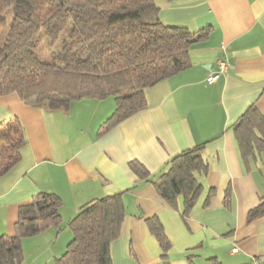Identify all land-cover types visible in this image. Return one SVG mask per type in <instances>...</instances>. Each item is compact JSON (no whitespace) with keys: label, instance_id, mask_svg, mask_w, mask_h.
I'll list each match as a JSON object with an SVG mask.
<instances>
[{"label":"crops","instance_id":"1","mask_svg":"<svg viewBox=\"0 0 264 264\" xmlns=\"http://www.w3.org/2000/svg\"><path fill=\"white\" fill-rule=\"evenodd\" d=\"M153 1L163 25L209 35L191 48L190 68L146 91L145 110L103 133L112 98L57 112L27 106L16 94L0 99V124L17 117L27 140L21 162L0 178V235L16 234L20 207L36 195L62 202L61 227L22 240V264H56L79 210L119 193L126 215L113 264H264V216L248 220L264 202V148L243 157L230 130L253 106L264 116V0ZM225 56L229 70L209 84ZM200 145L209 172L198 175L203 192L185 221L184 199L171 207L130 163L158 178L175 156ZM152 218L171 242L166 255L148 228Z\"/></svg>","mask_w":264,"mask_h":264},{"label":"trees","instance_id":"2","mask_svg":"<svg viewBox=\"0 0 264 264\" xmlns=\"http://www.w3.org/2000/svg\"><path fill=\"white\" fill-rule=\"evenodd\" d=\"M159 14L153 0H0V30L9 27L0 45V99L16 94L27 106L57 112L69 110L75 101L113 98L115 111L103 126L107 132L147 108L148 89L190 68L191 48L209 35L208 29L193 33L165 26ZM70 24L63 64L42 62L36 51L43 37L56 42ZM230 130L243 157L264 148V116L254 106ZM26 144L17 117L0 124V178L21 162ZM204 150L200 145L175 156L158 178L136 161L130 169L171 207L178 209L183 198L186 221L203 192L198 175L209 172ZM123 195L95 199L79 210L69 223L73 239L56 264H113L112 245L126 215ZM61 207L51 193L21 206L16 234L0 235V264H22V240L61 227ZM263 216L264 202L248 220ZM147 225L166 255L171 242L163 226L157 218Z\"/></svg>","mask_w":264,"mask_h":264},{"label":"rangeland","instance_id":"3","mask_svg":"<svg viewBox=\"0 0 264 264\" xmlns=\"http://www.w3.org/2000/svg\"><path fill=\"white\" fill-rule=\"evenodd\" d=\"M72 28V24L68 26L66 31L63 33V35L57 40L56 42L51 41L46 36L43 37L41 44L39 48L37 49L36 53L39 59L42 62L47 63H56L58 65H62V61L60 60V55L63 50V41L68 38L69 32ZM9 32V27L0 30V45H2ZM113 99V98H112ZM72 233V232H71ZM73 235V233H72ZM73 239V237H72Z\"/></svg>","mask_w":264,"mask_h":264},{"label":"built area","instance_id":"4","mask_svg":"<svg viewBox=\"0 0 264 264\" xmlns=\"http://www.w3.org/2000/svg\"><path fill=\"white\" fill-rule=\"evenodd\" d=\"M230 68V62L228 60V58L222 57L221 59H219V61L217 62V67L215 70L211 71V73L209 74L208 78H207V82L209 84H213L216 83L220 80V78L227 73V71ZM238 249H234L233 253H237Z\"/></svg>","mask_w":264,"mask_h":264}]
</instances>
